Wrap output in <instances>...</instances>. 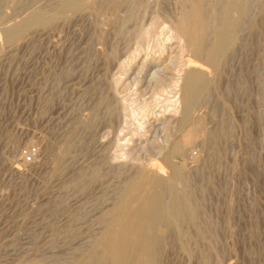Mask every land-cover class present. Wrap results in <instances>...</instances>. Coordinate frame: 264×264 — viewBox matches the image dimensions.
Segmentation results:
<instances>
[{
    "label": "rangeland",
    "instance_id": "rangeland-1",
    "mask_svg": "<svg viewBox=\"0 0 264 264\" xmlns=\"http://www.w3.org/2000/svg\"><path fill=\"white\" fill-rule=\"evenodd\" d=\"M153 1L143 0L145 4L142 0L140 1L141 9L139 10L143 11H141L140 19L144 18L142 23L149 22L153 10L156 13L152 16L161 20L163 16H168L167 13L172 15L175 13L171 12L177 11L175 0H155L157 1H154L155 3ZM55 2L54 0H0V264H21L30 255V258L63 257L71 252L70 247H73L72 250L83 247L91 235L100 231L98 219L110 208L116 193L123 187L129 175L136 167L147 164L154 155L161 159V154L156 155L160 152L158 146L164 143L169 134H178L177 120L180 111L175 115V112H171V106L168 105H170L169 100H173L171 95L174 94L171 83L175 82L174 79L181 78L185 66L181 64L188 59L204 67L210 78L218 80L217 88L211 98L200 103L193 113L195 116L204 117L205 129H208V132L212 129L211 133H217L219 139H217L218 144L217 142L209 143V147L206 144L203 145L200 140L195 141L184 156L173 159V164L182 166L185 163L184 167L189 172L192 183L196 188L200 187L198 189L200 201L204 200V202L201 201V216L205 217L203 223L206 229L212 231L214 229L215 242L217 241L213 245L216 251L214 256L212 255L211 264H264V141H262L264 140V37H262L264 34L261 35L263 26L262 22H259L262 16L260 7L262 0H255L252 12L249 13L251 16L248 14L250 19H247V16L245 18L247 22L243 21L244 29L242 28L240 32V37L244 35L241 39L243 43L240 41L237 44V47L241 46L238 47L240 50L236 48L237 56L236 53L233 54L228 61V66L223 70L224 73L221 77L218 76V79V72L214 68L191 58L187 51H184L185 56L182 60L178 47L175 49V41L167 45L164 50L167 53H163L164 51L160 53L156 44L153 45L156 38H150L151 45L149 39L144 41L141 44L142 48L140 47V51H143H139L133 58L132 53L136 48L135 40L125 33H119L118 37L117 31L121 27L119 23H108L109 18L112 17L110 13L99 16H103L101 21L98 18L101 25H96L95 17L89 16L88 13L92 19L88 18L94 20L92 21L94 24L87 17L85 20L84 16L73 14L71 16L76 18H70L72 21L69 19V22L68 20L59 21L62 23L57 22L55 26L29 34L27 38L17 41L15 46L6 43L2 34L4 25L6 26L8 22L10 25L22 19L26 10L39 8L41 4L43 7H50ZM147 2L148 7L149 4L151 5L150 9H147ZM172 2L175 5H171ZM32 6L35 7L32 8ZM164 6H169V9ZM85 14V12L82 13V15ZM121 14H124V10L119 15ZM147 14L148 16L143 17ZM99 26H102L103 30ZM131 26L132 24L128 26V30L132 29ZM89 32L90 35H88ZM113 33L115 36H112ZM99 35L106 36L107 42ZM103 41L106 42L107 47L110 42L109 48L102 45ZM154 46L155 49L152 51ZM111 49L116 50L115 58L109 56ZM107 58H110L109 61ZM156 58L159 59L155 60ZM120 63L125 68L123 66L120 68ZM127 68L131 70L128 73ZM102 77L105 79L103 80ZM114 78H120L121 83L114 86L112 83ZM111 85L114 86L113 89ZM254 91L255 94H253ZM156 93L161 96L158 95L156 98L154 96L157 95ZM101 95L108 99V103L104 104V97ZM122 97L125 99H121ZM146 100L150 101L151 110L144 119L143 129L139 125L141 120L133 118L131 111ZM148 101L146 103H149ZM127 103L136 104L130 105V108ZM122 104L129 107L127 112L121 109ZM90 122L91 124L88 125ZM136 128L140 131L139 137L138 135L132 137V131ZM216 128L219 130L214 132ZM222 131L225 132L223 136ZM129 139L131 141L128 143ZM68 141L72 146L71 152L66 155L68 158L65 159L61 172L55 174L57 157L55 154L61 153ZM119 143L123 146L120 147ZM57 146L61 149L58 150ZM203 146H206L205 150ZM115 150H119L117 152H120V155ZM210 150L211 154L208 153L211 152ZM214 154L215 157H213ZM114 155L117 157L114 158ZM124 156L127 159L123 158ZM214 158H218L216 163H212ZM190 163L192 168L188 167V165L191 166ZM162 164L164 165L163 173H165L163 175L169 177L170 168L165 163L162 162ZM92 174L94 175L91 177ZM86 179V182L83 181ZM205 195L208 199L203 197ZM212 218L214 220H211ZM186 228L192 235L194 232L192 227L185 226ZM85 237L87 239H84ZM166 241L164 251L166 254H163L161 264H201L197 253L192 257L181 250L174 231L169 233ZM199 246L209 251L210 246L207 240H201Z\"/></svg>",
    "mask_w": 264,
    "mask_h": 264
},
{
    "label": "bare ground",
    "instance_id": "bare-ground-1",
    "mask_svg": "<svg viewBox=\"0 0 264 264\" xmlns=\"http://www.w3.org/2000/svg\"><path fill=\"white\" fill-rule=\"evenodd\" d=\"M43 1H45V0H43ZM140 1L141 0H57V2H55V0H54L55 4L51 5L50 7L49 6L43 7V5L41 4V7H39V8H34V9L28 8L29 10H26L25 15L23 14L24 17L20 20H18L19 18H17L18 21L15 20L16 22L13 24L8 25L9 22L7 24L5 22L6 26L4 25V27L2 28V34H3V37H4V39L8 45H14L17 41H20L22 38L26 37L27 35L32 34L36 31L39 32L40 30L51 27L52 25L55 26V23H57V22L60 24L63 21H67L68 19L70 21H72V19H70V18H76V16L72 17L73 14H77L80 17L84 16L85 20H86V17L88 18L91 15V16L95 17V24L99 25L101 18L103 17V16L102 17H99V16H101L105 13L106 14L110 13L112 17L109 18L108 23H111V24L112 23H119L120 24L121 28L119 29V31H117L118 37H119V33H125L126 35L130 36L131 39L133 37V39L135 40L136 45L135 44L134 45L136 48H134V51L132 53L133 58L136 56V54L138 55V52L140 51L141 44H143L144 41H148V39L150 40V38H156L155 43L153 42V45L156 44V48L159 50L160 53H162L167 48V45L169 43H171L172 41H175V43H176L175 49H177V47H178L179 53L182 57V60L184 59V56H185V55H183L184 51H187L190 54L191 58H193L195 60H200L203 63H205L206 65L210 66L212 69L214 68L216 70V72H218V75H217V79H218V76L221 77L222 73H224L223 70L226 68V66H228L227 64H228L229 59L233 56L234 53H236L235 52L236 48H237V50L239 49L238 47L240 45H238V47H237V44H238V42L242 41L241 40L242 38H244L243 37L244 35L240 37V32H241V30L244 29L242 27L243 21L244 20L246 21L245 18L247 16H248L247 19L249 18V15H250L249 13L252 12L251 11L252 5L255 2V0H175L177 2L176 3L177 8L176 7H174V8H176L177 11L171 12V13H175V14L169 15V13H167L168 16H163V19L161 20V18H158L156 16H152L153 13H156L155 10H153L154 12L153 13L151 12V17L149 19V22L145 24V23L141 22L144 18L140 19V17H142V16H140V14H142L141 13L142 10L141 11L139 10V9H141L140 8ZM145 1H148V0H145ZM142 2H143V0H142ZM149 2H150V0H149ZM153 2L151 4H153ZM155 2H157V1H155ZM143 3L141 5H143ZM146 4L148 7V2ZM170 4L175 5V3H173V2ZM45 6H47V5L45 4ZM150 6L151 5L149 4V7ZM33 7H35V6H32V8ZM149 7L147 9H150ZM260 7H261V13H262V16L260 17V19L262 21H260V19H259V22H262V26H263V33H261V35H262V34H264V0H262ZM171 8H173V7L171 6ZM145 9H144V11H146ZM151 9H152V7H151ZM123 10H124V14L119 15L120 12H122ZM84 12L86 14L88 13L89 16H88V14H87V16H85L86 14L82 15V13H84ZM149 12H150V10L148 11V13ZM144 14H145V12H144ZM144 16H148V14L143 15V17ZM157 16H159V15H157ZM159 17H161V16H159ZM89 18H88V20L92 19V18H90V19ZM98 18H100V21L98 20ZM69 20H68V22H69ZM11 21H12V19H11ZM59 21H62V22H59ZM90 21L92 22L94 20H90ZM87 24H89V23L87 22ZM92 24H94V23L92 22ZM130 24H132V26H131L132 29L128 30V26H130ZM257 24H259V23H257ZM260 25H261V23L259 24V26ZM94 27H95V25H94ZM99 27H101V29L103 30L102 26H99ZM90 28H92V26ZM0 30H1V28H0ZM102 30H101V32H103ZM91 32H92V30H91ZM96 32H98L97 28H96ZM40 34H41V32H40ZM84 34H83V36H84ZM88 35H90V32ZM88 35H86V36H88ZM120 35H122V34H120ZM259 35H260V33H259ZM83 36H81V37H83ZM99 36L103 40L106 39L104 41L107 42V38H105L106 36H103V35H99ZM112 36H115V34ZM125 36H123V38ZM100 37L98 39H100ZM262 37H264V36L262 35ZM84 38L86 39L85 36H84ZM108 39H110V38H108ZM126 39H129V38L126 37ZM261 40H262V38H261ZM76 41H78V40H76ZM130 41H132V40H130ZM249 41H251V40H249ZM249 41H247V42H249ZM253 41H254V39H253ZM263 41H264V39H263ZM106 42H104V44H102V43L101 44L106 46V44H105ZM241 43H243V41ZM147 44H146V46H148ZM87 45H89V44H87ZM109 45H110V42L108 44V47L107 46L106 47L109 48ZM113 45H115V44H113ZM150 45H151V40H150ZM146 46L144 45V48ZM11 47H13V46H11ZM26 47H27V44H26ZM94 47H95V45H94ZM256 47H257V45H256ZM253 48H255V47L253 46ZM91 49H93V47ZM147 49H149V48H147ZM154 49H155V46L151 50L153 51ZM248 49H249V47H248ZM260 49H262V48H260ZM73 51H75V49ZM115 51H116L115 49H111L110 52L108 51L109 56L114 57ZM141 51H143V50H141ZM93 52H94V50H93ZM163 53H167V52L164 51ZM70 54H69V56H70ZM89 54H90V52H89ZM156 54H157V52H156ZM156 54H154V55H156ZM245 54L247 56V52ZM130 55H131V53H130ZM235 55L237 56V53ZM97 56H99V55H97ZM109 59L107 58L108 61H109ZM158 59L159 58H156L155 60H158ZM243 60H244V58H243ZM237 61H239V60H237ZM244 61H246V59ZM85 62H87V61H85ZM96 63H97V61H96ZM164 63H166V62H164ZM147 64H148V62H147ZM144 65H145V63H144ZM181 65H185L183 68V73H182L181 78H179L177 80L174 79L173 81H175V82L173 84L170 82L171 85H173V86L170 85L172 87V88L171 87L170 88H171V90H174V94L171 95L173 100L170 99L169 100L170 105H168L169 107L171 106L170 107L172 109L171 112H175V115L177 114L178 111H180V116H179V119L177 120V126H178L177 132H178V134L171 135L168 133L169 135L167 137L165 136L166 138L164 140V143L162 145L158 146V150L160 152H158L156 155L161 154V156H162L161 159L156 158V156L154 155L153 158H150V160L147 164H143V166L136 167L134 172L129 175L127 180L126 181L124 180L125 183H124L123 187L121 186L122 188L119 190V192L116 193L117 195H116V198L114 199L112 205L110 206V208L108 210H106L104 213H102V215L98 219V223L100 225V231L94 235H91L90 239L88 237L89 241L83 247L76 248L73 250H72L73 247H70L71 252L69 254H67L63 257H58V258H54V259L53 258L49 259L48 257L45 256V254H44L45 257H42V258H30V256H31L30 255L27 259H24L21 262V264H51V263L52 264H161L162 256H163V254H166V253H164L165 245L167 242L166 240H167V237L171 231H174L176 233L177 243L179 244V246L183 252H185L188 256L189 255L192 256L195 253H197L199 255L201 264H211L212 255L216 251V250H214V246H213L214 242H215V233H214V229H213V231L206 229L204 226V223H203L204 222L203 219L205 217L202 218V216H201V214H202L201 213L202 212L201 211L202 210L201 205H202V202H204V200L203 201L201 200L202 202L200 201L201 198L199 197V190H198L200 187L196 188L194 186V184L192 183L191 178H190V174L184 167L185 163L182 164V166H176L173 164V159L176 157L184 156V154H186V151L188 150V148H190V146L197 140L202 141L203 145L206 144V145H208V147H209V143L214 144L213 142H217V144H218V141H217V139H219L218 134L217 133H211L212 129L210 132H208L207 131L208 129L206 130L205 126H204V124H205L204 119H203L204 117L202 118V116H195L193 113L195 108H197V106L200 103L207 101L208 99L211 98L214 90L217 88V81L218 80L210 78L206 69L204 67L200 66L194 60H190V59L184 60V62ZM246 65H248V64L246 63ZM250 65H251V63L249 64V67H250ZM122 66L124 67V65H122V64L119 67L121 68ZM124 68H123V70H124ZM129 68H127V70H126L127 73H128V71H131V70H128ZM256 68L257 67L254 66V69H256ZM261 69L259 71H261ZM111 72H112V70H111ZM123 73H124V71H123ZM60 74H59V76H60ZM178 74H180V73H178ZM261 74H263V73H261ZM65 75H67V74H65ZM252 75H253V73H252ZM106 76L108 77L107 74H106ZM103 77H102V79H103ZM247 77H249V76L247 75ZM258 78H260L259 75H258ZM52 79H54V78H52ZM112 79H113V77H112ZM120 80H121L120 78H116L115 80H113V82H112L113 85L115 86V85L120 84L121 83ZM261 80H262V78H261ZM162 82H164V81H162ZM219 84H220V82H219ZM222 84H224V83H222ZM258 84H259V82H258ZM111 87H112V85H111ZM113 87L111 89H113ZM245 87H247V86H245ZM160 88H161V86H160ZM160 88H159V90H160ZM166 88H167V86H166ZM171 90L170 91L168 90V91L171 92ZM115 91H117L116 88H115ZM166 92H164V93H166ZM229 93H231V92H229ZM253 94H255V91ZM158 95H160V94H157L154 96L156 97ZM52 96H51V98H52ZM94 96H95V94H94ZM101 96L104 97V95H101ZM85 97H86V95H85ZM124 97H122L121 99H123ZM226 97H227V95H226ZM152 99H153V97H152ZM103 101H104V104L108 103V99L105 97L103 98ZM147 101L148 100H146V102ZM153 101H155V100H153ZM123 102H126V101L123 100ZM143 102L140 105H137V107L134 106L136 108L134 110L132 109L131 115L133 118L136 117V118H139V120L143 121V122L140 121L141 124L139 123V125H140V128L144 129V126H143L144 125V119L146 118L149 111L151 110L150 105H149L151 103H150V101H148L149 103H146V102L143 103ZM156 102H154V103H156ZM127 104L129 105V103H127ZM134 104H136V103H130L131 106H133ZM156 104H158V102ZM215 105L216 104H214V106ZM131 106H130V108H131ZM152 106H151V108H153ZM210 106L208 107L209 109H210ZM234 107H236V106H234ZM128 108L129 107H127L125 104H122L121 109H123L124 112H127ZM168 108L166 107V109H168ZM219 110H221V109H219ZM89 111H90V109H89ZM109 113H110V110H109L108 114ZM74 115H76V114H74ZM118 116H120V115H118ZM114 117H115V114H114ZM210 119H212V118H210ZM86 120H88V119L86 118ZM74 121H76V120H74ZM91 122H92V120H91ZM91 122L88 123V125H90ZM258 122L260 123V121H258ZM72 123H75V122H72ZM85 125H83V126H85ZM93 125H95V124H93ZM85 129L86 128H84V130ZM130 130H128V131H130ZM217 130H219V128H216L213 131L215 132ZM92 131H93V129H92ZM122 131L123 130H121V132ZM69 132H70V130H69ZM139 132L140 131L136 128L132 131L131 136L133 137V135H138ZM129 134H130V132H129ZM221 135L222 136L225 135V132L222 131ZM246 136H248L247 138H249V135L247 133H246ZM69 137H71V136H69ZM138 137H139V135H138ZM86 141H87V139H86ZM86 141H85V143L88 142V141L87 142ZM123 141H122V143L124 144L125 141L124 142ZM129 141H131V139L128 140V143H129ZM262 141H264V140H262ZM61 142H62V140H61ZM126 143H127V141H126ZM75 146H76V144H75ZM119 146L122 147L123 145L121 143H119ZM124 147H126V145ZM205 147H204V150H205ZM76 148H77V146H76ZM216 148H217V145H216ZM221 148H219V149H221ZM55 149H57V148H55ZM59 149H61L60 146L58 147V150ZM71 149H72L71 143L68 141L66 148L61 153H59L58 155L55 154L57 156V157L55 156L56 157L55 174L61 172V169L64 167V164H65V159L68 158V157H66V155L71 152ZM116 149H118V148L116 147ZM122 150L125 151L124 149H122ZM208 150H209V148H208ZM113 151L114 150H112V153H113ZM115 151L118 154L120 153V152H117L119 150H115ZM208 153L211 154L212 151L208 152ZM215 153H216V151H215ZM126 154H124V155H126ZM128 156L129 155L127 154V157ZM215 156L216 155L214 154L213 157H215ZM115 157H117V156L114 155V158ZM207 157H210V156H207ZM213 157H212V159H213ZM123 158L127 159L125 156ZM194 158H196V156ZM215 159L216 158H214V162H212V163H216L218 158L216 160ZM112 160H115V159L112 158ZM206 160H208V159H206ZM129 161H131V160H129ZM192 161H193V157H192ZM162 162L165 163L171 170L169 177L164 176L165 175V173H163L164 172V165L162 164ZM239 163H240V161H239ZM190 165H191V163H190ZM106 166H107V164H106ZM188 167L192 168L193 166L188 165ZM98 169L99 168H97V171H98ZM113 171H116V170L113 169ZM95 173H97V172H95ZM113 173H115V172H113ZM80 175H81V173H80ZM88 175H87V177H88ZM93 175L94 174H92L90 176L92 177ZM70 177H71V175H70ZM195 177H197V175ZM95 179H96V177H95ZM81 180H82V178H81ZM83 181L86 182L87 179L83 180ZM195 181L197 183V179ZM78 182H80V181H78ZM85 182H84V185H85L84 187L87 186L85 184ZM225 187H226V185H225ZM115 188H117V187H115ZM202 189H203V187H202ZM217 189H219V188H217ZM200 192H201V190H200ZM201 195H202V193H201ZM203 197H207V196L205 195ZM108 199L110 200L113 198H108ZM207 199H208V197H207ZM207 205H209V204H207ZM102 208H103V206H102ZM228 212H229V210H228ZM207 218L209 220L208 216H207ZM211 220H214V219L212 218ZM214 225L215 224L213 223V226ZM185 226H191L192 227V229L194 231L192 235L189 234V231H187V228L185 229ZM210 227L212 228V226H210ZM211 228H209V229H211ZM214 228H216V227H214ZM98 230H99V228H98ZM93 231H95V230H93ZM217 233H218V231H217ZM71 234H73V233H71ZM171 237H173V236H171ZM84 239H87V237H85ZM201 240H207L208 241L209 246H210L209 251H205V250L200 248L199 243L201 242ZM216 240H217V238H216ZM86 241H84V242H86ZM53 243L54 242H52V244ZM77 245H79V244H77ZM66 247H68V246L66 245ZM63 249H65V248H63ZM168 251H169V249H168ZM218 254H216V255H218ZM188 256H187V258H188Z\"/></svg>",
    "mask_w": 264,
    "mask_h": 264
}]
</instances>
